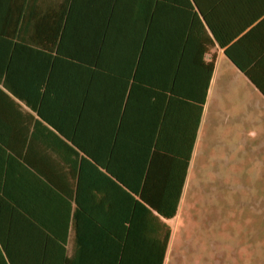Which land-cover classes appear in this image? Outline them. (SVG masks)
I'll return each mask as SVG.
<instances>
[{
  "label": "crops",
  "instance_id": "obj_1",
  "mask_svg": "<svg viewBox=\"0 0 264 264\" xmlns=\"http://www.w3.org/2000/svg\"><path fill=\"white\" fill-rule=\"evenodd\" d=\"M0 2V155L22 164L39 248L167 264L211 96L248 133L264 122V0Z\"/></svg>",
  "mask_w": 264,
  "mask_h": 264
},
{
  "label": "rangeland",
  "instance_id": "obj_2",
  "mask_svg": "<svg viewBox=\"0 0 264 264\" xmlns=\"http://www.w3.org/2000/svg\"><path fill=\"white\" fill-rule=\"evenodd\" d=\"M237 113L209 99L167 264H264V122L251 134Z\"/></svg>",
  "mask_w": 264,
  "mask_h": 264
},
{
  "label": "trees",
  "instance_id": "obj_3",
  "mask_svg": "<svg viewBox=\"0 0 264 264\" xmlns=\"http://www.w3.org/2000/svg\"><path fill=\"white\" fill-rule=\"evenodd\" d=\"M5 6V2H0V10ZM16 45L23 46L18 43ZM214 62L215 59L208 63L207 88ZM194 138L195 134H192V147ZM0 159V264H69L64 259L57 258L56 252L54 254L39 248L43 241L38 233L39 211L36 207H32L33 203L29 205L27 202L29 197L23 195L22 186L23 183L25 185V178L22 164L16 165L15 162L7 160L5 151L0 155ZM34 202L37 206L36 201ZM178 202L177 195L173 215L177 213ZM169 238L170 231L167 235V243ZM165 252L166 248H161L159 264H163Z\"/></svg>",
  "mask_w": 264,
  "mask_h": 264
}]
</instances>
